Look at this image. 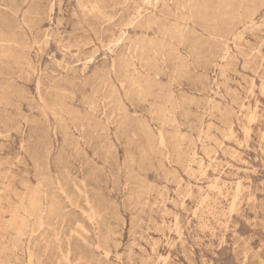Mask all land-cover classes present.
<instances>
[{
	"label": "rangeland",
	"instance_id": "374dc122",
	"mask_svg": "<svg viewBox=\"0 0 264 264\" xmlns=\"http://www.w3.org/2000/svg\"><path fill=\"white\" fill-rule=\"evenodd\" d=\"M0 264H264V0H0Z\"/></svg>",
	"mask_w": 264,
	"mask_h": 264
}]
</instances>
